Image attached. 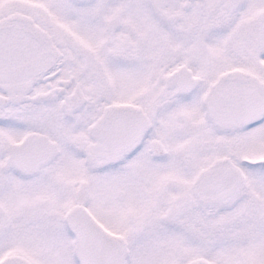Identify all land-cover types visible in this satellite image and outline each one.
Returning a JSON list of instances; mask_svg holds the SVG:
<instances>
[{
	"label": "snow or ice",
	"instance_id": "obj_1",
	"mask_svg": "<svg viewBox=\"0 0 264 264\" xmlns=\"http://www.w3.org/2000/svg\"><path fill=\"white\" fill-rule=\"evenodd\" d=\"M0 264H264V0H0Z\"/></svg>",
	"mask_w": 264,
	"mask_h": 264
}]
</instances>
